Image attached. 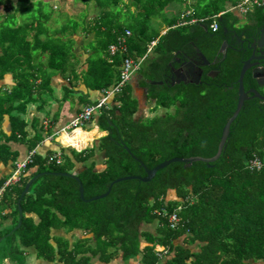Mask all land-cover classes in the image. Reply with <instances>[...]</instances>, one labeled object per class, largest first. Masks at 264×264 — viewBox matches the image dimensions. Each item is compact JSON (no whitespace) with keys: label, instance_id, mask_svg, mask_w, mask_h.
<instances>
[{"label":"trees","instance_id":"1","mask_svg":"<svg viewBox=\"0 0 264 264\" xmlns=\"http://www.w3.org/2000/svg\"><path fill=\"white\" fill-rule=\"evenodd\" d=\"M30 1L0 0V80L10 74L14 82L0 97V121L7 114L11 116L9 138L20 127L22 133L21 123L17 129V110L21 113L25 104L34 100L45 81L44 77L37 83L43 66L33 63L34 55L48 51L46 68L64 71L69 57L74 58L72 36L81 32L92 39L88 41V60L98 61L99 72L93 68L89 73L96 89L112 85L123 60L141 57L147 44L156 39L139 69L141 86L157 107H174L164 116L134 121L136 108L127 86L116 96V105L100 109L99 128L107 132L100 139V147L107 166L101 172L88 168L78 174L85 199L105 193L115 179L145 176L134 157L152 169L173 157L207 158L215 154L223 125L236 106L237 79L246 58L235 55L228 46L224 52L220 50L227 39L221 36L222 28L229 27L233 19L238 22L227 9V3L236 1L196 0L187 5L186 0H73L84 6L85 17L81 23L66 17L70 20L57 30L47 27L52 15L49 0H36L32 5ZM171 2L184 4V11L190 14L185 24L177 25L176 19L168 22L167 31L159 35L151 23ZM253 9V13H245L247 20L253 17V25L263 27V8ZM212 20L218 23L215 32L210 29ZM62 36H68V47ZM119 39L124 40L125 50L117 49L112 63H108L106 51L109 45L117 46ZM196 50L213 62L212 66L204 68L198 84L172 85L167 77L171 70L181 65L178 60L183 55ZM210 68L216 76L210 75ZM245 81H251L250 75ZM6 154L11 156L7 149ZM73 154L78 156L75 151ZM88 157L89 152H85L77 160ZM255 158L261 161L258 170L248 165ZM71 165L68 159L56 164V157L42 160L31 156L17 187H7L0 204H15L24 185L36 174L68 173ZM4 182L0 181V186ZM20 206L21 225L5 237L17 238L46 260L58 255L63 264H90L87 254H96L103 264L114 260L122 264L130 260L138 264H264V104L258 99L244 102L230 125L225 148L209 165L174 162L158 170L148 182L134 179L115 183L106 197L89 202L80 199L74 178L46 174L32 184ZM30 213L40 217L38 224L25 217ZM61 227L81 230L91 237H74L72 244L65 238H54L53 247L50 230ZM157 246L162 251L156 252ZM12 248L13 259L22 255ZM21 259L17 260L23 264Z\"/></svg>","mask_w":264,"mask_h":264},{"label":"crops","instance_id":"2","mask_svg":"<svg viewBox=\"0 0 264 264\" xmlns=\"http://www.w3.org/2000/svg\"><path fill=\"white\" fill-rule=\"evenodd\" d=\"M232 1H236V3L232 5L230 2L227 3V9L231 10V12L235 15L233 16L236 20L238 21L239 19L246 18L245 13H241L235 8L239 0ZM185 2L187 5L194 4H188L187 0ZM194 2H196V0H194ZM249 10L252 13L255 11V9ZM183 12L184 4L174 2L169 3L156 20L157 26H153L155 31H157L159 35H163L167 31L168 25L161 28L160 24L164 22L168 23L173 19L178 21L181 13ZM258 15L261 16L260 11ZM258 15L257 20L259 19ZM236 23L237 22L233 19L228 25L229 27H235ZM49 29L51 30V25L49 26ZM57 37L58 36H55V38ZM72 37L74 38L72 43L74 58L69 57V61L67 60L65 63L64 71L59 70V67L56 68L57 71L46 68L48 67V51L41 52L38 56L37 54L36 56L34 55L35 60L33 63H39L43 66V72L40 71V74L43 73V76L41 77V75L38 74L37 83H39V81H41L44 77L45 81L42 84V88L38 89V92L34 94V100L26 103L24 110L21 113L17 110V129L21 123L23 125L22 133L19 132L21 129L20 127V129L17 130V134H15L14 137L9 138L12 128L11 116L10 114H7L1 119L0 181H6L13 172L15 165L26 161L31 156L39 157L42 160H46L48 157H56V164H60L61 162L64 163V160L68 159L69 163L72 164L70 166L71 170L68 173L76 176L84 171V169L91 168L94 172H101L106 168V157L104 150L100 147V139L104 137L107 132L99 128L98 121L100 117V110L93 114L91 121L85 126L73 130L66 128L67 124L84 108L86 103L90 104L91 102L100 99L102 97L101 91L104 90L96 89L95 83L92 82L93 80L89 79V73L93 70V68L96 73L99 72L97 71L98 69L96 70L98 61L88 60L91 58L89 56L90 51L88 48V41H91L92 39L85 36L81 32L75 33ZM41 38L43 39V37ZM67 38L68 36H62V39L65 40L66 46L68 47L69 44ZM36 46L38 47V45ZM137 72H139V70ZM142 80L143 78L140 72L133 73L127 89L131 95L130 98L133 101V105L136 108V112L133 116L134 121H146L155 117L164 116L167 112H173V106L169 108L157 107L155 105V101L148 100V92L143 86H141ZM13 85L14 82L10 74L4 75V77L0 80V90L3 92H8ZM116 98L117 97L109 98L105 107L110 109L112 106L116 105ZM12 114H16V112H12ZM88 134L90 138L87 136ZM6 149L11 153V156L8 157ZM73 151H75L78 156H75ZM82 152L84 154L85 152H89V157L84 161H79L77 158H82L84 155L81 154ZM18 181L14 185L10 186L9 189L17 187ZM2 186L3 185H1L0 188ZM172 195L173 193H168V196ZM12 197H14V193L10 196L11 201ZM16 203L12 204L9 201L8 206L0 204V241L3 235L6 234L7 236L15 231V227L19 220ZM25 217L30 218L35 225L40 222V217L36 213L27 214ZM50 237V244L53 247H56L54 238H65L68 239L70 244H72L74 237L82 239L91 237V235L87 236L81 230L77 229L67 231L64 227H61L52 228L50 230ZM90 245L93 247L95 246L94 242H91ZM12 247L14 248V251L18 250L22 252V255L18 258H22L21 261H23V264H63L59 261L58 255H55L52 260L37 257L36 251L33 247H24L15 237L11 242V248ZM87 255L90 257V264H103L100 261L99 255ZM18 258L17 255L14 259L6 256L4 264H20L17 260ZM111 264H122V262L114 260ZM127 264L138 263L135 260H130Z\"/></svg>","mask_w":264,"mask_h":264},{"label":"water","instance_id":"3","mask_svg":"<svg viewBox=\"0 0 264 264\" xmlns=\"http://www.w3.org/2000/svg\"><path fill=\"white\" fill-rule=\"evenodd\" d=\"M260 41L262 42L263 46H264V35L260 36ZM256 45H259V43H257ZM260 56L258 57H254V55H252L249 59H247L246 61L243 62L242 67L240 69L239 72V76L237 79V100H236V106L234 111L232 112L231 116L226 120L225 124L223 125V128L221 130V134L219 137V142L217 145V149L215 154L212 157H200V156H194V157H187V158H183V157H173L171 159L165 160L159 164H157L155 167H153L152 169H147L138 159H136L134 157V159L140 163L141 167L144 169L145 172V176H126V177H121L118 179H115L114 181H112L108 188L107 191L101 195H97L94 196L90 199H85L84 198V191H83V187L78 179V177L74 174L71 173H54V172H42V173H38L35 176H33L28 183L24 186L19 199L17 200L16 206H17V210L19 213V220L18 223L15 227V230L19 228L20 224H21V216H22V210H21V206H20V201L21 198L28 192L29 187L31 186V184L37 180L38 178L46 175V174H52V175H58V176H66V177H71L74 178L78 184H79V197L81 200L83 201H94V200H98L101 198L106 197L113 184L124 181V180H139L141 182H148L150 181L156 174V172L158 170H161L162 168H165L166 166H168L171 163L174 162H179V163H183L186 166H190V164L194 163V162H204L206 164H210L213 163L214 161H216L222 150L225 148V144L227 141V138L229 136V131H230V125L231 123L235 120V118L237 117V115L239 114L240 110L242 109L244 102L248 101L250 98H257L259 100L264 101V94L261 95L259 92H257L255 89H248L245 90L244 89V84H243V77L245 75V72L247 71L248 68H251L250 74H251V78L254 79L257 83V85L264 89V65H262L261 67H255V63L252 64L251 60H256V61H263L264 62V51H261ZM198 55L200 56L201 60L203 61V65L208 64L207 60L205 59V57L198 52ZM188 66L191 67V69H196L195 71L191 72L192 75V79H190L188 82L192 83V84H198V82L200 81V75H201V69H197V67L195 65H192L191 63H188ZM180 68V67H179ZM177 70V69H174ZM184 75H180V79L176 82V84H179L181 81H184L183 78ZM171 80V84L174 85L172 79ZM251 94V96H249ZM123 148L129 152L128 148L126 146H123Z\"/></svg>","mask_w":264,"mask_h":264},{"label":"built area","instance_id":"4","mask_svg":"<svg viewBox=\"0 0 264 264\" xmlns=\"http://www.w3.org/2000/svg\"><path fill=\"white\" fill-rule=\"evenodd\" d=\"M261 7H264V0H239L235 8L239 10L241 13H246L249 9L261 8ZM189 14L190 11L188 10L181 13L177 25L185 24L186 18L188 17ZM202 20L203 19H200V21ZM210 29L212 32H215L218 29V25L215 21L211 23ZM125 34L129 35V31L126 30ZM156 43H157L156 39L149 42L145 54L136 60H133L132 58L129 57L125 58L122 64L120 65L118 80L116 84L111 89L104 91V96L101 99L97 100L94 103L84 106V108L79 113H77L76 116L67 124L66 128L73 130L76 128H81L85 126L88 122H90L93 114L96 111H99L102 107H104L107 99L113 94L119 92L121 88L130 80L133 73H135L140 68V65L142 64L144 59L149 55V53L151 52L152 48L156 45ZM117 49H121L122 51L125 50L123 39L118 40L117 46L115 44L109 45L108 55L112 57L117 53ZM28 160L29 158L26 161H23L15 165L13 172L11 173L9 178L4 182L3 186L0 188V201L2 200L3 193H5V189L7 187L14 185L19 180L20 174L25 169V165L27 164ZM248 165L250 169L258 170L261 167V161L255 158L250 160ZM175 221L176 220L172 216L171 227H174Z\"/></svg>","mask_w":264,"mask_h":264},{"label":"flooded vegetation","instance_id":"5","mask_svg":"<svg viewBox=\"0 0 264 264\" xmlns=\"http://www.w3.org/2000/svg\"><path fill=\"white\" fill-rule=\"evenodd\" d=\"M246 18L239 19L238 20L239 22L236 23L235 27L233 26V27H223L222 28L221 36H224L227 39L224 40L220 46V50L222 52H224L228 46L229 48H231V50L234 53H236L235 55L240 54L242 56H246L244 61L249 59L252 55H254V57H258L260 56L259 53L261 51H264V46L262 42L260 41V36L264 35V21L262 23L263 27H258V26L253 25L254 23L253 21H255L253 17H251L249 20H246ZM238 24H241V25L238 26ZM230 40H232V42ZM257 43H259V45H256ZM198 52L201 53V51L196 50L194 52H191L190 54L183 55L182 56L183 59L178 60V62H180L181 64L180 68L179 67L176 68L177 70L172 69L171 73L167 76L168 79H172L173 83L176 84V82L180 79V75H184L183 76L184 81H181L180 83H184V84L189 83L188 81L192 79L191 72L195 71L196 69L192 70L191 67L188 66V63L195 65L197 69L198 68L201 69V75H200V78H201L204 68L211 67L213 62L207 61L208 64L203 65V61L198 55ZM251 63L252 64L255 63L254 65L255 67H261L262 65H264L263 61L251 60ZM209 70H211L208 72H210V75L212 77L216 76L215 71H213L211 68ZM250 71H251V68H248L247 71L245 72L244 77L248 74L250 75V78H251ZM244 77H243V82H244ZM243 84H244L245 90L255 89L261 95L264 94V89L260 88L257 85L256 81L252 78L249 83L245 81ZM249 96H251V94ZM250 99H257V98H250ZM259 101H261V104H264V101L262 100H259Z\"/></svg>","mask_w":264,"mask_h":264},{"label":"rangeland","instance_id":"6","mask_svg":"<svg viewBox=\"0 0 264 264\" xmlns=\"http://www.w3.org/2000/svg\"><path fill=\"white\" fill-rule=\"evenodd\" d=\"M36 0H31L30 3L31 5L33 3H35ZM47 1V0H46ZM188 4L190 3H194V0H187ZM50 5H51V9H52V15L47 23V27L49 28V26L51 25V30L52 29H57L58 27H62L63 25H66V22H68L70 19L66 20V17H71L74 19H79L80 22L83 20L82 18L85 17L84 14H82V12H85L84 6L81 5L80 3L74 2L73 0H64V2L62 3L61 0H49ZM92 3H90L89 5L91 6ZM165 9V8H164ZM82 14V15H81ZM90 17H92L91 13H89ZM151 27L157 26L156 20H153L151 23ZM168 24L166 22L161 23L160 27L164 28L166 27ZM241 24H238V26H240ZM67 35H69V31L66 32ZM5 96V92L0 90V97ZM5 235H3L0 241V264H4V259L6 256L8 257H12L11 256V242L13 241V239H11V237H5ZM156 251H159V249H156ZM14 254V252L12 253V255Z\"/></svg>","mask_w":264,"mask_h":264},{"label":"clouds","instance_id":"7","mask_svg":"<svg viewBox=\"0 0 264 264\" xmlns=\"http://www.w3.org/2000/svg\"><path fill=\"white\" fill-rule=\"evenodd\" d=\"M261 8H264V7H261ZM213 21H215V20H213ZM216 22V21H215ZM218 25V24H217ZM152 41V40H151ZM150 41V42H151ZM148 45V44H147ZM147 49V48H146ZM152 51V50H151ZM146 52V51H145ZM145 54V53H144ZM143 54V55H144ZM151 54V52L149 53V55ZM149 55L144 59V61L146 60V59H148L149 58ZM114 57V55L112 56V57H110L109 55H108V49H107V51H106V56H105V59L107 60V62L108 63H111L112 62V58ZM138 59V58H137ZM133 60H136V59H133ZM144 61L142 62V63H144ZM142 66V64L140 65V67ZM140 69V68H139ZM138 69V70H139ZM137 70V71H138ZM135 72V73H138V72ZM119 75V74H118ZM132 77V76H131ZM117 80H118V78H117ZM117 80L112 84V85H110L108 88H106V89H104V90H102L101 92H102V97L104 96V91H107V90H109V89H111L115 84H116V82H117ZM130 80H131V78H130ZM130 80L121 88V90L119 91V92H117V93H115V94H113L112 96H110L109 98H113V97H116L117 95H119V94H121L124 90H125V88L129 85V82H130ZM101 97V98H102ZM100 98V99H101ZM108 98V99H109ZM108 99H107V101H108ZM99 100V99H98ZM97 101V100H96ZM96 101H94V102H96ZM107 101H106V103H107ZM94 102H92V103H94ZM106 103H105V105H104V107L106 106ZM104 107H102V108H104ZM101 108V109H102ZM92 119V118H91ZM156 249H159V251H156V252H160V251H162V247H159V246H157L156 247Z\"/></svg>","mask_w":264,"mask_h":264},{"label":"bare ground","instance_id":"8","mask_svg":"<svg viewBox=\"0 0 264 264\" xmlns=\"http://www.w3.org/2000/svg\"><path fill=\"white\" fill-rule=\"evenodd\" d=\"M75 134H76V132H75ZM81 134V133H80ZM79 134V135H80ZM73 136V135H72ZM89 138H90V136H89V134L87 135ZM76 137H77V135H76ZM61 138H62V136H61ZM69 138V137H68ZM71 138V137H70ZM86 138V137H85ZM73 140V139H72ZM80 140V139H79ZM77 143V142H76ZM82 143V142H81ZM81 145V144H80ZM85 145V144H84ZM78 146V145H77ZM71 147V146H70ZM76 148V147H75Z\"/></svg>","mask_w":264,"mask_h":264}]
</instances>
